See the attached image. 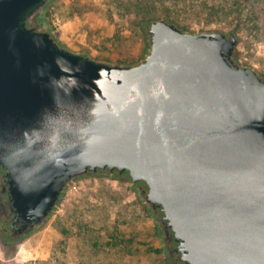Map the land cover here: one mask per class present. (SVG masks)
Segmentation results:
<instances>
[{
    "label": "water",
    "instance_id": "water-1",
    "mask_svg": "<svg viewBox=\"0 0 264 264\" xmlns=\"http://www.w3.org/2000/svg\"><path fill=\"white\" fill-rule=\"evenodd\" d=\"M54 1L0 0L13 240L41 227L75 181L116 172L167 264L168 229L184 264H264V77L237 60L235 34L154 19L142 58L111 64L59 43L42 21Z\"/></svg>",
    "mask_w": 264,
    "mask_h": 264
},
{
    "label": "rangeland",
    "instance_id": "rangeland-1",
    "mask_svg": "<svg viewBox=\"0 0 264 264\" xmlns=\"http://www.w3.org/2000/svg\"><path fill=\"white\" fill-rule=\"evenodd\" d=\"M220 1L224 6L228 0H56L47 6L42 21L68 49L120 65L135 63L145 53L141 20L163 18L190 32L233 33L237 60L264 77V0H245L243 5L253 14L258 34L238 27L243 26L240 20L207 15V8ZM0 264L167 260L153 220L127 182L87 176L66 189L51 217L32 234L13 241L0 238Z\"/></svg>",
    "mask_w": 264,
    "mask_h": 264
},
{
    "label": "flooded vegetation",
    "instance_id": "flooded-vegetation-1",
    "mask_svg": "<svg viewBox=\"0 0 264 264\" xmlns=\"http://www.w3.org/2000/svg\"><path fill=\"white\" fill-rule=\"evenodd\" d=\"M114 173H115V175L112 177L123 180V181L127 182V184H129V181L126 178V176H127L126 173H123L120 177H117L116 172H114ZM4 175H5V170L0 168V238L2 240H5V241H13V238L11 236H12V233L16 230V226L13 225L14 218H13L12 213L10 212L9 206L7 205V191L6 190L2 191L3 187L6 188V183L3 181ZM105 176H108V175H105ZM137 184L141 187V189L144 192L147 191L143 183L138 182ZM134 193H135V191H134ZM135 196H136V194H135ZM144 209H145V207H144ZM155 213L159 218L162 217V215H163L161 212V209L159 207L155 208ZM168 230H169V237L171 238V240L168 244H166V246L169 248L168 251L171 254L170 255V261L172 262V264H184L179 259L180 253L172 251L174 248H176L177 243L174 242L171 230L170 229H168Z\"/></svg>",
    "mask_w": 264,
    "mask_h": 264
},
{
    "label": "trees",
    "instance_id": "trees-1",
    "mask_svg": "<svg viewBox=\"0 0 264 264\" xmlns=\"http://www.w3.org/2000/svg\"><path fill=\"white\" fill-rule=\"evenodd\" d=\"M244 1L245 0H228L227 3H224L225 4L224 6H222L221 3L223 2L221 1L218 2L217 4H212L214 8L213 7L207 8V15H210L211 17H215L218 19L234 18L236 20H240L243 23V26H238V27H242L243 29H246L248 32L258 34L259 26L255 23L253 19V14L250 15L244 11L243 9ZM204 6L206 7V4H204ZM219 6H221L222 8H219ZM167 17L168 16H165V18ZM148 21L149 19L141 20L139 24L141 30L144 31V36H145L146 23Z\"/></svg>",
    "mask_w": 264,
    "mask_h": 264
}]
</instances>
